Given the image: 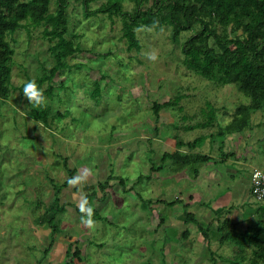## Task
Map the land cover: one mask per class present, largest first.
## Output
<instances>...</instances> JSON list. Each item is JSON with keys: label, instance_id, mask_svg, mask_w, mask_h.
I'll return each mask as SVG.
<instances>
[{"label": "rangeland", "instance_id": "1", "mask_svg": "<svg viewBox=\"0 0 264 264\" xmlns=\"http://www.w3.org/2000/svg\"><path fill=\"white\" fill-rule=\"evenodd\" d=\"M103 2H92L90 9ZM123 6L133 11L136 3L124 0ZM57 8V0H51L50 11ZM87 11L82 0H71L68 6L67 36L80 49L55 77L64 84L46 100L51 104L48 125L32 116L33 105L23 98L21 86L28 76L36 78L55 63V39L44 33V24L7 33L15 52L9 97L0 96V264H70V258L75 264H213L212 251L218 262L233 264L238 247L220 243L214 230L208 242L198 223L187 219L191 208L184 202L190 204L195 197L192 185L204 186L210 177L196 181L187 170L173 181L171 159L154 166L163 152L176 150L177 145L170 147L172 137L188 141L205 135L197 151L211 159L200 171L212 173L216 186L226 182L218 189L211 190V185L209 192L214 197L231 187L238 201L233 226H247L258 219V205L264 203L250 192L254 169L264 170V107L252 113L250 127L220 136L217 131L250 98L235 83H219L185 65L183 43L199 23L182 31L179 42L167 23L136 25L138 50L124 35L120 16ZM228 30L231 36L242 33L232 26ZM147 54L157 59L151 61ZM97 82L96 99L91 93ZM179 94L184 97L178 104L155 115L154 101ZM208 101L216 108V125L187 127L203 120ZM74 168L73 177L91 170L87 183L63 186ZM225 171L232 174L226 176ZM106 179L109 184L100 188ZM83 196L98 210L92 229L81 223L77 204ZM56 197L65 210L56 216L54 233L43 219L53 216ZM214 210L217 217L225 216L224 210ZM78 247L81 258L74 253Z\"/></svg>", "mask_w": 264, "mask_h": 264}, {"label": "trees", "instance_id": "2", "mask_svg": "<svg viewBox=\"0 0 264 264\" xmlns=\"http://www.w3.org/2000/svg\"><path fill=\"white\" fill-rule=\"evenodd\" d=\"M51 0H0V96L8 98L12 84L11 60L14 55V48L6 38L8 32H15L21 27H37L45 25L44 33L55 43L52 45V55L55 63L51 67H45L42 75L34 80L43 89L47 99L53 98L58 85L56 75L68 67L67 58L80 49V45L73 38H69V14L68 6L71 0H57L58 8L55 12L50 11ZM96 0H82L85 10L88 13L97 11L107 12L113 19L115 15L120 16L123 22L124 35L129 42L138 50L141 48L140 40L137 38L134 27L140 24L163 25L167 23L172 26V37L176 42L180 41L182 31L188 30L195 23L200 24L189 38L183 43L185 53V65L198 75L214 79L219 83H235L237 88L250 98V102L239 104L234 112L231 122L221 127L217 133L224 136L227 132H241L251 126L252 113L264 107V0H152V4L144 8L150 0H134L136 6L133 11L124 9V0H105L97 9H90L91 3ZM222 26V30L218 29ZM229 26L237 32L242 29L241 34L231 36ZM213 40V42H212ZM28 80H33L28 76ZM46 84V85H45ZM99 83L92 90V97L100 95ZM23 88V86H21ZM183 94L177 95L173 100L164 102L154 101L153 112L159 115L160 110L169 105L178 104ZM204 118L187 127H208L216 125V108L211 101H208L205 108H202ZM51 104L46 102L43 107H34L31 110L32 116L46 125L49 124ZM58 114L63 115L58 111ZM216 133V134H217ZM205 135L194 140L185 141L176 139L177 148L173 152L165 151L161 160L171 159L172 170H189L192 177L197 178L200 174L202 163L211 159L206 153L197 151L205 141ZM221 146L224 140H221ZM65 164H67L65 160ZM71 177L76 168L70 169ZM111 174L108 178H111ZM69 178V179H70ZM68 179V180H69ZM68 180L62 184L67 186ZM109 179L99 182L100 188H105ZM252 184V183H251ZM231 189L227 187L226 189ZM61 187L58 186V193ZM225 189V190H226ZM251 194L253 193L251 185ZM89 197L87 198L89 202ZM258 200H264L258 199ZM176 201H172L175 204ZM53 216H44L43 221L50 224L53 232L57 231L56 216L59 211L65 210V205H59V198L54 200ZM184 207L188 209L189 204ZM258 219L247 226L239 223V228L233 226V218L225 216L213 217L211 224L202 225L194 213L186 210L188 220L198 223L203 235L210 242V231L220 232V243L230 242L239 248L238 258L233 264H264V203L258 205ZM94 209V215L98 210ZM218 221L216 225H213ZM215 227V229H213ZM81 248L74 252L81 258ZM216 252L212 251L213 264H223L215 258ZM69 261V260H67ZM65 264H69L66 262ZM70 264H75L71 261Z\"/></svg>", "mask_w": 264, "mask_h": 264}, {"label": "crops", "instance_id": "3", "mask_svg": "<svg viewBox=\"0 0 264 264\" xmlns=\"http://www.w3.org/2000/svg\"><path fill=\"white\" fill-rule=\"evenodd\" d=\"M32 79L34 80L35 78H32ZM174 140H175L174 137H172L171 141H170L171 149H172V147H174L176 145V141H174ZM173 141H174V143H173ZM184 171L187 172V170H185V169L181 170V171H178V170L170 171V173H172L171 174L172 179L175 176L173 181L176 180V176H178L180 173H183ZM235 171H237V170H235ZM223 173L226 176L232 174L231 171H225ZM211 174L212 173H208V172H203L202 173L200 171V174H199V176L197 178L193 177L196 181H198V179L200 177H202L203 179H207L208 176H209L210 178L207 179L208 182L206 180V185H204V186L202 184H200L201 186L200 185H197V186L192 185L193 188H195L193 190V193L195 192L196 194H195L194 198H192V199L190 198V204H189V207L191 208L190 212L194 213L196 219L204 226H208L209 224H211V221H212L213 217H215L217 215L216 213H214L215 212V210H214L215 207H218L219 209L224 210L225 211L224 212L225 216H230L232 218L236 217V215L238 213L236 211V207H237L236 204L238 203V201L236 199V195L234 194L233 190H230L229 188L228 189L225 188L226 190L223 189V191L221 193H219V194H217L216 196L213 197V195L211 194V190L215 189V188L218 189L219 187L224 186L226 182L225 181H220L218 186H216V182L213 181V178L215 176L214 175L212 176ZM213 182H214V184H213ZM211 185H212V187H211ZM210 187H211V190L209 192ZM250 189H251V185H250ZM190 193L192 194V192H190ZM210 195H211V197H208ZM184 203H186V201ZM218 203L221 204V206H216ZM243 204H245V203L243 202ZM196 205L200 206V208L198 210L194 209V207ZM242 206H244V205H242ZM248 206H250V205H248ZM209 211L211 213H213L214 216H213V214H211V216L207 217V214H208ZM192 221H194V220H192ZM203 223H206V225L203 224ZM215 233L219 234V238H220V235H221L220 232H215Z\"/></svg>", "mask_w": 264, "mask_h": 264}, {"label": "clouds", "instance_id": "4", "mask_svg": "<svg viewBox=\"0 0 264 264\" xmlns=\"http://www.w3.org/2000/svg\"><path fill=\"white\" fill-rule=\"evenodd\" d=\"M147 58L151 61H155L157 56L155 54H147ZM23 98L32 104L34 107H43L46 105V97L44 95L43 89H41L35 82V80L27 81L23 85ZM91 174L90 169H86L83 174H77L76 176L68 180L70 186H79L81 184L87 183L88 178ZM264 176V173L260 171L255 172L253 180L259 183L260 179ZM77 207L81 215V223L92 229L96 226V221L94 220V209L89 205L87 197L83 196L79 200Z\"/></svg>", "mask_w": 264, "mask_h": 264}, {"label": "built area", "instance_id": "5", "mask_svg": "<svg viewBox=\"0 0 264 264\" xmlns=\"http://www.w3.org/2000/svg\"><path fill=\"white\" fill-rule=\"evenodd\" d=\"M260 171L261 173H264V170L262 169H254L252 173V188H253V193L257 197V199H263L264 198V176L260 179L259 183L255 182L253 180V176L255 172Z\"/></svg>", "mask_w": 264, "mask_h": 264}]
</instances>
